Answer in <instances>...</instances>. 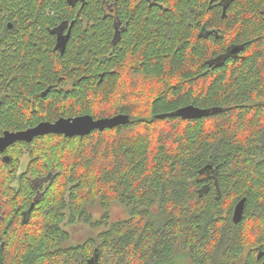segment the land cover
<instances>
[{
    "label": "trees",
    "instance_id": "1",
    "mask_svg": "<svg viewBox=\"0 0 264 264\" xmlns=\"http://www.w3.org/2000/svg\"><path fill=\"white\" fill-rule=\"evenodd\" d=\"M72 21L62 54L53 29ZM0 101V136L130 116L0 152V264L258 263L264 0H0ZM188 105L210 115L184 119ZM114 204L127 215L112 222ZM78 223L88 237L69 244Z\"/></svg>",
    "mask_w": 264,
    "mask_h": 264
},
{
    "label": "water",
    "instance_id": "2",
    "mask_svg": "<svg viewBox=\"0 0 264 264\" xmlns=\"http://www.w3.org/2000/svg\"><path fill=\"white\" fill-rule=\"evenodd\" d=\"M84 2V0H82ZM71 4L75 3V0H69ZM75 21H72L71 28ZM55 32V31H54ZM71 33L66 36H58L55 50H59L62 54L65 52L67 44L70 40ZM238 47L232 50V53H237ZM179 116L184 119H201L210 115V111L196 107L194 105H188L180 109ZM130 123V116L127 114H118L113 117H106L95 119L91 115H84L72 118H60L54 122L44 121L36 125L35 127L18 131H5L0 136V152L4 153L13 144L24 141L32 142L39 136H46L50 134L64 135L68 138L76 136L90 135L93 131H105L107 129H114L120 125H126ZM5 161H9L6 157ZM246 198H243L234 209L233 221L235 224H239L244 216ZM261 255L258 256V259ZM256 264H264L263 262Z\"/></svg>",
    "mask_w": 264,
    "mask_h": 264
},
{
    "label": "rangeland",
    "instance_id": "3",
    "mask_svg": "<svg viewBox=\"0 0 264 264\" xmlns=\"http://www.w3.org/2000/svg\"><path fill=\"white\" fill-rule=\"evenodd\" d=\"M27 162H28V156L25 155L22 158L20 172H22L26 168ZM88 212L93 215V218H101V216L103 215V211L98 205L89 206ZM109 212L111 215L110 220L112 222L117 221L118 219L121 220L125 218L127 215L126 210L121 205H118V204H114L110 208ZM66 228H68L72 233V240L69 244H72V243L77 244V243H81L85 241V239H87L88 237V231L90 229L89 226L85 223H78L73 226L67 225Z\"/></svg>",
    "mask_w": 264,
    "mask_h": 264
},
{
    "label": "flooded vegetation",
    "instance_id": "4",
    "mask_svg": "<svg viewBox=\"0 0 264 264\" xmlns=\"http://www.w3.org/2000/svg\"><path fill=\"white\" fill-rule=\"evenodd\" d=\"M151 4H154V3H156V1L157 0H148ZM225 1V0H224ZM223 3V2H222ZM226 3V2H225ZM225 3H223V5H222V9H223V11L225 12V10L227 9V7L228 6H226V4ZM113 26H114V37H116V38H118L120 35H121V33L124 31V29H125V26L121 23V22H119V21H114V24H113ZM11 28H12V26H11ZM54 31H55V33L53 32V34L55 35V37H56V43H57V38H58V36H66L68 33H69V31H70V33H72V28H71V23L69 24V23H67V22H63V23H61L59 26H57L56 28H54L53 29ZM56 43H55V47H56ZM0 104H1V101H0ZM3 135V134H2ZM1 135V136H2ZM6 152V151H5ZM4 152V153H5ZM2 153V152H1ZM3 153V154H4ZM6 157H8L9 158V156L8 155H5L4 154V160H5V158ZM6 162H9V161H6ZM259 255H261V258L260 259H258V257H257V259H258V263H260V262H263L264 261V259H263V257H264V253L263 252H260L259 253Z\"/></svg>",
    "mask_w": 264,
    "mask_h": 264
}]
</instances>
